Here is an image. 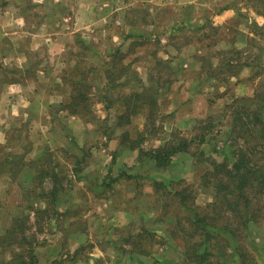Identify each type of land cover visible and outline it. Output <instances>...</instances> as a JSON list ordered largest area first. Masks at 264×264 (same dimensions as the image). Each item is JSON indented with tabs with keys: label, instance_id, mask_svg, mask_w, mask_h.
I'll use <instances>...</instances> for the list:
<instances>
[{
	"label": "rangeland",
	"instance_id": "rangeland-1",
	"mask_svg": "<svg viewBox=\"0 0 264 264\" xmlns=\"http://www.w3.org/2000/svg\"><path fill=\"white\" fill-rule=\"evenodd\" d=\"M37 29L51 36L32 48ZM117 49L131 67L112 85L105 73ZM0 50L27 55L0 57V159H13L0 164V264L22 250L19 241L45 259L54 246L50 264H197L181 249L184 218L193 203L215 201L207 173L214 160H231L235 137L244 143L229 134L235 113L227 105L253 95L264 77L256 75L264 66V0H0ZM82 73L93 84L91 107L70 114L61 103ZM26 75L41 87L33 122L10 104L12 83ZM143 88L159 95L157 130L131 150L118 123L119 94ZM248 106L253 112L257 103ZM145 120L138 113L125 128L135 136ZM181 138L188 151L158 166L152 150ZM44 164L64 189L54 203L41 196L53 185ZM186 187L189 207L173 194ZM239 244L244 256L232 242L218 263L264 264V223Z\"/></svg>",
	"mask_w": 264,
	"mask_h": 264
},
{
	"label": "trees",
	"instance_id": "trees-1",
	"mask_svg": "<svg viewBox=\"0 0 264 264\" xmlns=\"http://www.w3.org/2000/svg\"><path fill=\"white\" fill-rule=\"evenodd\" d=\"M110 55V66L106 69L105 77L107 83L114 85L116 81L118 85L131 65L130 62L123 61L126 54L120 49ZM263 72L264 66L263 70L256 75L264 74ZM87 74L86 72V77ZM85 76L82 73L70 80V97L61 103V108L70 114H84L85 110L91 107L89 102L92 101L90 93L93 92V84L86 81ZM119 97L122 100V108L119 112L118 123L125 129L123 133L127 138L129 148L139 149L141 144L148 139L145 132L148 129L151 132L157 130L159 95L153 94L148 88H143L133 92L122 91ZM237 101L239 103H236ZM253 102L257 103V107L250 112L252 108L248 105ZM239 104L240 109L236 107ZM227 107L235 113L234 121H232L234 124L231 125L229 134L231 137L240 135L244 138V143L238 145L237 138L239 137H235L236 142H233L232 146L236 148H233L232 155L227 152L231 160L226 158L221 162L213 161L214 168L208 171L207 177L209 178H206V184L214 187L215 201L206 208L193 203L196 210L192 215L184 218L189 227H183L184 243L181 249L188 263L220 264L218 261L230 243L238 244L237 250L242 252L239 242H243L254 225L264 223V77L260 78L253 95H244L228 104ZM242 111L245 112L244 116L241 115ZM138 113L144 114L146 120L143 127L138 129L137 134L133 136L125 126L130 124L132 117ZM124 119H126L125 122L122 121ZM189 144L185 138H181L178 143L163 144L152 150L151 157L158 166H167L172 156L187 152ZM9 158L13 160L11 156H8L4 160L0 159V164L10 162ZM50 168L51 166L44 164L42 173L44 176L47 172L51 173L53 185L48 189L43 188L41 196L51 197V203H54L61 190L64 189H61L59 174L54 170L51 171ZM154 182L161 185L157 179H154ZM169 184L170 182L163 183L165 187ZM188 190L189 187H186L176 190L173 194L178 196L176 198L180 199L179 202L185 205L186 198L189 197ZM168 193L172 191L168 190ZM16 228L12 227L8 232L14 234L17 231ZM175 237L178 239L177 234ZM23 241L27 242L28 238H23ZM18 244L22 250L15 253L9 264H39L34 244L30 242L25 246L20 241ZM242 255L245 254L242 252Z\"/></svg>",
	"mask_w": 264,
	"mask_h": 264
},
{
	"label": "crops",
	"instance_id": "crops-1",
	"mask_svg": "<svg viewBox=\"0 0 264 264\" xmlns=\"http://www.w3.org/2000/svg\"><path fill=\"white\" fill-rule=\"evenodd\" d=\"M226 12V11H225ZM32 37L30 38V46L32 48H36V44L38 42H45L49 39L50 33L47 32V30L45 31V33H42V30L37 29L35 31V33H32ZM6 57V58H11V59H16V60H20V59H24L27 58L26 53H16L14 54L13 52L7 53V52H2L0 50V57ZM42 70V69H41ZM26 70H24L25 72ZM23 76H25V74H23ZM31 77H25V80H18V81H14L12 84L14 86L13 88V94L12 95V101L10 102V104H12L14 110L13 113H16L17 116L22 117V119L24 120H28L30 121H35L36 120V113L32 112V109L34 107V104L36 103V94L38 91V88H41L40 86L36 87L35 83H31ZM34 87V88H33ZM44 96V95H43ZM40 101V100H39ZM43 118V114L40 116V118ZM39 120V119H38ZM66 123H68L69 125H72L73 123H77L76 120L70 118V119H66L65 120ZM3 178V176H2ZM0 193H2V195H5L4 190H3V179L0 180ZM52 247L54 246H50L48 253H47V259L40 257L39 258V264H46L49 261V264L52 263L53 261H55V257H53L51 255L52 251ZM53 252H54V248H53ZM66 256V255H65Z\"/></svg>",
	"mask_w": 264,
	"mask_h": 264
}]
</instances>
